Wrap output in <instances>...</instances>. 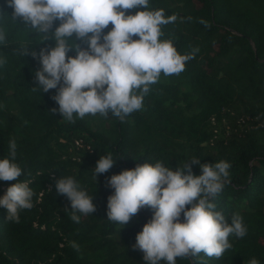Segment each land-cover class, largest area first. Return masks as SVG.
Wrapping results in <instances>:
<instances>
[{"label": "trees", "instance_id": "obj_1", "mask_svg": "<svg viewBox=\"0 0 264 264\" xmlns=\"http://www.w3.org/2000/svg\"><path fill=\"white\" fill-rule=\"evenodd\" d=\"M0 6L10 18L7 0ZM149 8L175 16L162 27V39L173 40L181 55L199 51L181 74H162L143 109L124 122L97 114L70 123L58 111L52 113L59 108L52 99L57 90L33 91L38 86L34 72L42 66L14 49L30 45V53L39 52L54 41L39 44L23 25L4 22L8 45H0V56L8 62L0 67V159L15 139L16 162L23 169L19 181H27L35 195L19 223L8 221L7 209L0 207V264H144V253L133 246L154 210L141 209L125 226L108 220L114 190L107 178L146 162L175 170L193 158L201 164H231L217 211L229 223L239 213L247 234L230 236L232 248L219 259L201 253L177 258L176 264H248L252 258L264 264V0H149ZM76 139L89 149H75ZM108 153L117 163L96 183L92 170ZM192 172L201 175L200 165H192ZM61 176L74 177L94 196L96 212L81 215L80 223L70 219V201L57 193ZM14 183L0 181V198Z\"/></svg>", "mask_w": 264, "mask_h": 264}, {"label": "clouds", "instance_id": "obj_2", "mask_svg": "<svg viewBox=\"0 0 264 264\" xmlns=\"http://www.w3.org/2000/svg\"><path fill=\"white\" fill-rule=\"evenodd\" d=\"M7 7L13 9L10 18L0 6V45H8L6 21L23 25L42 41L39 44L54 41V46L39 52L33 48L30 53V45L14 51L38 60L42 67L34 72L38 86L32 90H57L52 99L59 108L51 111H58L70 123L97 114L105 118L111 114L124 122L143 109L145 96L162 74H181L199 51L181 55L173 40L162 39V27L175 16L166 17L163 9H150L149 0H7ZM138 8L145 10L128 14ZM110 24L112 28L105 34ZM73 51L75 55L69 56ZM7 62V57L0 56V67ZM16 158L17 144L12 139L8 154L0 159V181L16 183L0 198V207L7 209L8 221L19 223L20 212L33 207L35 193L27 181H19L23 169ZM116 163L111 153L101 156L92 170V180L97 183V177ZM192 165H200L202 174L194 175ZM230 168L226 160L201 164L193 158L175 170L163 162L123 170L107 178V185L114 190L108 197V220L125 226L141 209L154 210L133 246L144 253V264H176L177 258L201 253L219 259L232 248L230 236L243 238L247 234L239 213L233 214L229 223L217 211L216 199L230 183ZM55 187L70 201L73 222L80 223L81 215L96 212L94 196L74 177L61 176ZM71 247L79 251L76 242ZM248 264L260 262L252 258Z\"/></svg>", "mask_w": 264, "mask_h": 264}, {"label": "built area", "instance_id": "obj_3", "mask_svg": "<svg viewBox=\"0 0 264 264\" xmlns=\"http://www.w3.org/2000/svg\"><path fill=\"white\" fill-rule=\"evenodd\" d=\"M73 147L77 150L82 148L89 149V146L85 145L81 139H76L73 143Z\"/></svg>", "mask_w": 264, "mask_h": 264}, {"label": "rangeland", "instance_id": "obj_4", "mask_svg": "<svg viewBox=\"0 0 264 264\" xmlns=\"http://www.w3.org/2000/svg\"><path fill=\"white\" fill-rule=\"evenodd\" d=\"M247 120H248V119L246 118V120H245V121H247ZM247 123H248V122H246V123H245V125H246ZM226 128H227V130L229 129L228 127H226Z\"/></svg>", "mask_w": 264, "mask_h": 264}]
</instances>
